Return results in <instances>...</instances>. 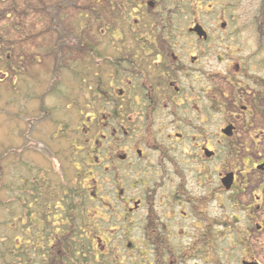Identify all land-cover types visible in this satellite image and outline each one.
<instances>
[{"label": "flooded vegetation", "instance_id": "1", "mask_svg": "<svg viewBox=\"0 0 264 264\" xmlns=\"http://www.w3.org/2000/svg\"><path fill=\"white\" fill-rule=\"evenodd\" d=\"M92 3L4 59L56 163L19 180L18 264H264V0Z\"/></svg>", "mask_w": 264, "mask_h": 264}, {"label": "rangeland", "instance_id": "2", "mask_svg": "<svg viewBox=\"0 0 264 264\" xmlns=\"http://www.w3.org/2000/svg\"><path fill=\"white\" fill-rule=\"evenodd\" d=\"M80 1L85 0H0V81H2L0 83V264L19 263L20 250L19 248L15 249L14 246H16L15 242L19 240L20 231L18 227L14 230L13 226L20 224L21 208L24 204L22 199L24 197L32 198L33 193L37 195V191L33 189L34 184L24 186L22 189L23 185L19 183V180L23 173L25 174L26 171L32 173V170L37 168L36 174L33 176L44 175L50 178L52 171H56V163L52 160L44 161L45 164L40 168H38L39 165H36L41 160L36 148L41 143H38L37 139L40 135L47 133L46 129L33 124L34 131L29 134V139H22L26 130L24 124L20 122L21 115L25 113L22 109L27 106V111H30L31 105L30 100H28L29 102L25 101V97H32L35 89L31 86L24 87L21 80L26 70L31 74L32 70L24 68V73L18 70L6 78L5 74L9 70L4 59L7 51L15 49L13 45L19 42L20 37L22 47L27 48L24 42L26 35L40 32L41 26L43 29L51 27L53 20L57 24H61V18L67 10L64 4L73 6L74 2L79 3ZM92 1L95 3L96 0ZM253 1L258 2L259 0ZM94 3H92V9ZM38 17L41 18L40 21H38ZM60 30H62L61 25ZM17 47L19 49L20 45ZM18 56H15L16 61L19 60ZM29 56L25 58L26 60L24 59L21 66H25L26 62L32 59ZM16 68H20V65ZM25 80H29L27 76ZM6 82H13L11 89L7 88L8 83ZM32 105L33 108L37 106L34 103ZM28 115L29 118H32L35 116V112H29ZM64 117L67 115H61L60 119L64 120ZM31 121L33 120L31 119ZM58 144L60 148L66 146V139L64 141L60 139ZM22 159L27 161L29 166L26 167L28 168L22 166ZM75 174L77 177L78 172L76 171ZM30 175L28 174V176ZM26 189L29 191H25ZM8 225H12L13 230L9 229ZM12 252L14 257L11 256ZM16 261L18 262L15 263Z\"/></svg>", "mask_w": 264, "mask_h": 264}]
</instances>
